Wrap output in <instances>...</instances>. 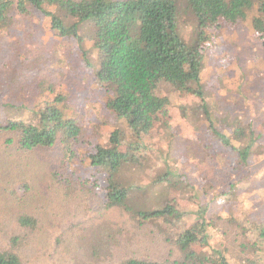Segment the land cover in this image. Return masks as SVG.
<instances>
[{"label": "rangeland", "instance_id": "obj_1", "mask_svg": "<svg viewBox=\"0 0 264 264\" xmlns=\"http://www.w3.org/2000/svg\"><path fill=\"white\" fill-rule=\"evenodd\" d=\"M178 2L181 36L191 44L205 32L201 37L209 54L201 82L206 105L219 120L233 113L255 132L248 145L252 150L248 162L239 163L232 146L217 142L205 126H199L200 98L165 88L173 100L168 122L151 131L141 163L127 170L123 179L135 186L146 184L152 194L160 192L155 179L171 173L175 183L165 188L159 200L184 219H154L139 225L119 209H106L108 175L90 166L87 157L97 146H109L113 133L123 134L127 126L108 110L111 94L95 83L98 53L91 44L85 46L91 50L93 63L88 66L73 37L58 35L38 14L19 15L13 10L0 28V124L24 121L39 125L34 113L53 103L55 96H62L65 101L59 108L82 122L83 133L73 143L71 161H66L60 146L28 153L1 147L0 250L10 246L15 233L10 207L29 209L41 217L37 229L28 231L29 241L21 250L29 264L175 259L179 252L169 241L177 239L183 228L207 235L208 245L193 243L200 254L212 255L221 247L234 245L235 249L240 243L236 237L242 224H230L231 217L264 224V45L251 22L201 30L185 2ZM58 15L63 17V12ZM66 23L72 24L73 19ZM253 100L259 108L250 106ZM235 141L247 145L245 139ZM16 199L30 200L24 206ZM224 255L229 264H241L230 252ZM255 264H264V258Z\"/></svg>", "mask_w": 264, "mask_h": 264}, {"label": "trees", "instance_id": "obj_2", "mask_svg": "<svg viewBox=\"0 0 264 264\" xmlns=\"http://www.w3.org/2000/svg\"><path fill=\"white\" fill-rule=\"evenodd\" d=\"M178 1L0 0V28L6 25L13 10L19 15L33 12L58 35L73 37L87 65L93 63L91 50L85 46L91 44L92 50L98 53L95 83L111 94L106 106L127 129L124 128L123 134L116 130L109 146H97L87 159L90 166L101 168L108 175L104 203L106 209H119L139 225L154 219L170 222L184 219L182 214L159 200L167 192L165 188L175 183L171 173L155 179L154 184L159 185L160 192L152 194L147 191L146 184L135 186L123 179L127 170L141 163L150 146L151 131L157 124L168 122L169 105L173 100L164 93L165 88L173 87L174 91L200 98L203 106L198 116L202 119L198 120L199 126H205L217 142L232 146L239 163L245 165L252 156L248 145L255 132L247 128L248 123L241 122L233 113H227V117L219 120L214 116L213 108L205 103L201 82L202 67L207 60L206 54H209L201 37L205 32H201L198 41L191 44L181 36L177 18L180 10ZM183 1L199 29H215L224 25L233 27L251 22L258 40L264 45V0ZM59 12H63V17L58 15ZM68 19H73V23L68 25ZM44 23L41 26L46 27ZM82 29L89 31L82 33ZM64 101L62 96H55L53 103H48L44 109L34 113L39 118V125L26 124L24 121L0 124V149L16 147L28 153L60 146L66 161L73 160V143L83 133V125L75 117L66 116L61 111L59 105ZM249 104L258 107L254 100ZM235 138L245 139L247 145H236L239 143ZM121 147L124 150H119ZM179 176L177 173L176 178ZM133 199L136 203L132 202ZM16 200L25 203V206L30 199ZM155 202L162 203L151 209ZM8 213L9 219L14 221L15 233L10 238V246L0 250V264H29L21 250L29 241L28 231L37 229L41 217L29 209L17 210L13 207L9 208ZM228 222L232 225L242 224L241 234L236 237L240 243L235 249L234 245L224 246L212 251V255H202L197 252L193 242L208 245L209 237L199 236L197 231H193L194 234L191 229L183 228L177 239L169 241L176 253L179 252L175 259L155 261L133 257L120 264H217L216 260L229 264L224 257V253L228 252L241 264H255L257 260L263 259L264 224L243 218L237 220L236 217H231Z\"/></svg>", "mask_w": 264, "mask_h": 264}]
</instances>
